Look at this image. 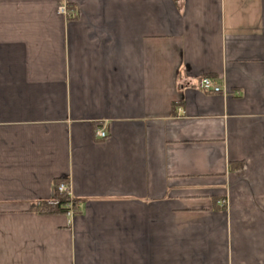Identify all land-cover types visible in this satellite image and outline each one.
Segmentation results:
<instances>
[{
	"label": "crops",
	"instance_id": "1",
	"mask_svg": "<svg viewBox=\"0 0 264 264\" xmlns=\"http://www.w3.org/2000/svg\"><path fill=\"white\" fill-rule=\"evenodd\" d=\"M0 264H264V0H0Z\"/></svg>",
	"mask_w": 264,
	"mask_h": 264
},
{
	"label": "trees",
	"instance_id": "2",
	"mask_svg": "<svg viewBox=\"0 0 264 264\" xmlns=\"http://www.w3.org/2000/svg\"><path fill=\"white\" fill-rule=\"evenodd\" d=\"M61 182L70 185L68 179L57 178L54 195L51 198L38 200L33 203L36 211L42 214H69L70 212L77 213L79 211V199L72 196L68 191H60L58 184Z\"/></svg>",
	"mask_w": 264,
	"mask_h": 264
},
{
	"label": "built area",
	"instance_id": "3",
	"mask_svg": "<svg viewBox=\"0 0 264 264\" xmlns=\"http://www.w3.org/2000/svg\"><path fill=\"white\" fill-rule=\"evenodd\" d=\"M58 12L66 15L70 19L75 18L78 14L77 9H70V7L67 4L60 5L58 8ZM197 86L200 89L207 91V92L223 93V94H233L234 93L232 89L220 84L212 76H203L197 83ZM96 136L99 138H106L108 136V131L106 127L98 128L96 130ZM58 188L60 191H68L69 193H71L70 185L68 183L61 182L58 184ZM70 214H73V212H70Z\"/></svg>",
	"mask_w": 264,
	"mask_h": 264
}]
</instances>
